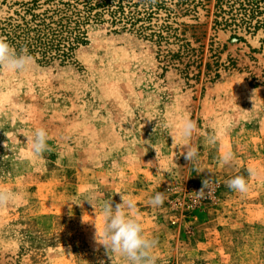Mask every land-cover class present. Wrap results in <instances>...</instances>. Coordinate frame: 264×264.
<instances>
[{
  "label": "rangeland",
  "instance_id": "obj_1",
  "mask_svg": "<svg viewBox=\"0 0 264 264\" xmlns=\"http://www.w3.org/2000/svg\"><path fill=\"white\" fill-rule=\"evenodd\" d=\"M215 1L0 0V27L80 21L63 60L36 52L24 72L0 68V187L20 194L0 209V264H125L95 239L100 204L121 194L157 240L156 264H264V26L215 24ZM185 118L193 165L165 128ZM38 127L42 156L26 138ZM237 175L246 194L227 186Z\"/></svg>",
  "mask_w": 264,
  "mask_h": 264
},
{
  "label": "clouds",
  "instance_id": "obj_2",
  "mask_svg": "<svg viewBox=\"0 0 264 264\" xmlns=\"http://www.w3.org/2000/svg\"><path fill=\"white\" fill-rule=\"evenodd\" d=\"M32 59V56L27 53L26 48H22L17 52L5 38H0V68L6 69L9 72H24L28 69ZM169 127L173 128V131L169 133L173 139V145L176 144L177 137L181 138L184 143L179 146L185 148V151L182 153L184 159L190 165H193L198 158L199 150L190 141L198 131L197 122L191 118H185L175 126L165 125V128ZM26 138L35 156H42L44 152L49 150L47 141L50 137L45 128H36ZM217 140L218 137L216 135L208 137V142L211 144H215ZM145 142L147 143L148 141ZM4 146L7 148L6 144ZM156 154L158 157L159 153L157 151ZM233 158L234 154L230 150L224 151L220 154L219 162L221 164H228ZM248 171L250 176L254 174L252 169ZM227 186L239 194H246L249 191V185L245 177L240 175L228 180ZM206 189L208 191V182L204 180L202 188L197 193L203 197ZM19 199L20 194L18 192L0 187V209L18 202ZM121 199L122 203H117L115 207H113L111 200L100 204V210L104 218V228L102 236L98 235V231H96V242L106 249L108 255L112 253L121 257L125 264H156L157 258L154 255V249L157 246V240L147 237L144 234L141 222L128 211L134 209L135 205L133 201L126 199L124 194H121ZM164 200V193L157 192L149 199V204L153 207H159L163 204ZM84 201H87L95 210V195L86 193Z\"/></svg>",
  "mask_w": 264,
  "mask_h": 264
},
{
  "label": "trees",
  "instance_id": "obj_3",
  "mask_svg": "<svg viewBox=\"0 0 264 264\" xmlns=\"http://www.w3.org/2000/svg\"><path fill=\"white\" fill-rule=\"evenodd\" d=\"M103 2L97 5L101 6ZM214 8L215 24L246 30L264 26V17H261L264 15V0H216ZM139 19L136 14L127 21L133 25ZM54 23L55 26L52 27L44 22L34 26L28 22H6L0 27V38H5L17 52L26 48L28 54L39 52L46 59L49 52L54 50L53 56L63 60L72 49L74 40L79 39L80 21L78 17L62 16Z\"/></svg>",
  "mask_w": 264,
  "mask_h": 264
}]
</instances>
